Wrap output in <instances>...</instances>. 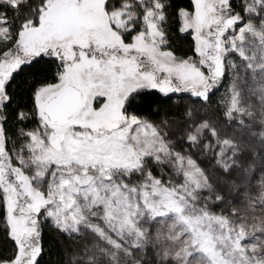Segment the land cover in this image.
<instances>
[{
    "label": "snow or ice",
    "instance_id": "6c2138e0",
    "mask_svg": "<svg viewBox=\"0 0 264 264\" xmlns=\"http://www.w3.org/2000/svg\"><path fill=\"white\" fill-rule=\"evenodd\" d=\"M0 264H264V0H0Z\"/></svg>",
    "mask_w": 264,
    "mask_h": 264
}]
</instances>
